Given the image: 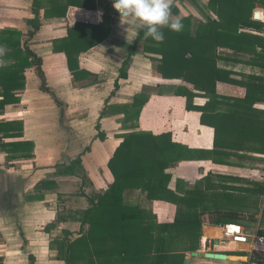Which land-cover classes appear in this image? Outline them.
<instances>
[{
  "label": "crops",
  "instance_id": "crops-1",
  "mask_svg": "<svg viewBox=\"0 0 264 264\" xmlns=\"http://www.w3.org/2000/svg\"><path fill=\"white\" fill-rule=\"evenodd\" d=\"M208 1L173 0L179 13L171 10L172 16L218 20L207 7ZM40 7L36 8L33 0H0V37L6 29L20 32L21 46L30 53V64L23 71L24 86L13 90L1 107L0 264H66L58 258L57 242L64 231H73L79 212L89 206L83 197L88 205L70 210L71 199L76 197L68 191L72 179L81 177L90 165L92 172L95 168V182L110 176L98 193L113 182L107 162L129 130L124 115L114 106L132 102L138 93L148 96L138 122L145 107L165 104V117H173L177 127L174 132L169 126L165 131L191 150L189 159L174 160L164 170L171 175L168 188L187 201H149L140 190L128 191L127 197L151 210L158 223L172 222L178 209L183 215H199V238L192 242V250L184 251V260L188 258L190 264H264V244L251 250L248 244L229 242L221 231L223 224L237 223L264 237V4L256 2L250 20L244 18L259 24L240 27L217 47V67L228 75L216 81L214 94L193 97L189 110L184 96L162 89L191 85L163 79L157 72L159 55L143 51V45L131 37L133 28L126 30L115 9L110 36L77 56V74L60 43L75 21L97 23L102 10L70 6L64 16H44L47 0H42ZM32 20L39 25L37 30ZM131 49L127 77L120 78V67ZM9 52L6 46L0 66L14 63V57L5 56ZM151 84L156 89H143ZM94 100H103L93 117L105 134L103 140L97 137L98 130L89 135L84 132L89 103ZM146 130L154 131L151 127ZM79 154L75 176L61 174L59 169L70 166ZM49 178L56 182L53 189L35 191L40 180ZM59 229L63 236L54 238ZM68 239H72L70 235ZM201 250L224 253L227 258L190 255Z\"/></svg>",
  "mask_w": 264,
  "mask_h": 264
},
{
  "label": "trees",
  "instance_id": "trees-1",
  "mask_svg": "<svg viewBox=\"0 0 264 264\" xmlns=\"http://www.w3.org/2000/svg\"><path fill=\"white\" fill-rule=\"evenodd\" d=\"M40 1L33 0L36 8L40 7ZM47 2L44 16H64L70 6L102 10V19L97 23L75 21L60 43L64 47L71 70L78 74V67L74 66V62L77 64V56L111 34L114 18L112 1ZM256 2L264 4V0H209L207 7L217 15L218 20L209 18L201 22L193 20L191 16H180L183 29L176 32L165 26L162 29L165 36L162 43L151 37L145 38L144 30L136 37V43L143 41L145 53L159 55L157 72L163 79L181 80L191 85L189 88L184 85L171 86L168 91L173 95L184 96L186 109H192L191 102L196 95L214 94L216 81L223 79L225 74L228 75V72L217 67L216 61L220 57L217 47L225 38L238 32L240 27L259 24L249 21ZM171 10L179 13L174 3ZM245 17L249 20H245ZM30 23L37 30L39 25L36 21L32 20ZM19 38L20 32L8 29L2 31L0 37V43L11 51L5 56L15 59L9 67L0 66V96L3 97L0 99V109L13 90L24 86L23 71L30 64V53L22 48ZM132 49L120 67V78L127 77ZM227 78L226 76L225 79ZM114 85L117 89L118 82ZM147 99L148 96L144 93H138L132 102L114 106L124 115L125 128L129 130L107 162L113 182L103 192L87 196L89 206L79 212V233L70 240L68 235L71 233L64 231V237L60 241L56 239L58 258L63 259L66 264H183L184 251L192 250V242L199 238V215H183L178 209L172 222L158 223L151 210L133 204L127 197L128 191L140 190L146 193L149 201L160 200L175 204L187 201V198L176 196L168 188L171 175L164 174V170L174 160L189 159L191 150L176 142L170 131L154 133L139 128L138 120ZM96 127L99 129V125ZM97 137L103 140L105 134L99 131ZM80 160L81 154L70 166L64 165L59 172L75 176L74 165L80 163ZM78 178L83 179L82 176ZM55 186V180L49 178L40 180L34 189L38 192ZM182 238L185 239L183 248L180 247Z\"/></svg>",
  "mask_w": 264,
  "mask_h": 264
},
{
  "label": "rangeland",
  "instance_id": "rangeland-1",
  "mask_svg": "<svg viewBox=\"0 0 264 264\" xmlns=\"http://www.w3.org/2000/svg\"><path fill=\"white\" fill-rule=\"evenodd\" d=\"M42 1V0H41ZM40 1V2H41ZM109 1H112V0H109ZM44 6V5H43ZM31 10L33 9V5L31 4ZM42 7V6H41ZM40 7V8H41ZM102 12V11H101ZM117 12V11H116ZM138 44H140L141 46L143 45V41H141L140 43L138 42ZM141 49V48H139ZM150 59H153L152 57H149ZM159 58V57H158ZM148 60V58H147ZM146 60V61H147ZM154 61H156V59H153ZM149 62V61H148ZM152 62V60H151ZM105 79L106 77L108 76H105ZM109 79V78H107ZM112 79V77H111ZM110 79V80H111ZM153 84V83H152ZM146 85V86H143V89L146 90V91H151L153 89H156L154 87V85ZM170 88L171 86H166L164 87V89H162L163 91H170ZM114 89V88H113ZM156 91V90H154ZM153 92V91H152ZM116 93V92H115ZM107 94V93H106ZM114 94V92H113ZM99 100V99H98ZM104 100V98H103ZM102 100V101H103ZM101 101V102H102ZM101 102H96L95 100L93 101V103H89V113L87 114V111L85 112V114H87L89 117H87L86 119V116L83 118V119H86L87 120V124L84 126V132H87L88 135L92 132H94V134L96 133V130L99 131V129L96 127V124H99V121L96 119H94L93 117L95 116V113H96V110L97 108L101 105ZM104 104V103H103ZM165 104H156L155 107H145L144 111L145 113L143 114V119L142 121H139L138 122V126L139 128L141 129H146V128H149L151 127L152 130H154L153 132H162V131H165L167 129V127L169 126L170 129L172 130V132L175 131V129L177 128L176 127V123H175V119L173 117H171L170 119H168L167 117H165L164 113H165ZM151 110H153V112H150ZM169 123V124H168ZM100 126V125H99ZM85 161V160H84ZM7 162H4L3 165H4V170H7L8 169V164H5ZM88 166V170L86 172H83L82 173V178H73L72 179V182L73 183L70 188L68 189L69 191V194H71V196H76L73 199H71V203L73 201L72 204L69 205V207H71L72 211H77L78 209L80 210V208H82V206L84 205V207L86 206L87 204V199H83V197H87V196H90V195H96L101 189H103L109 182V177L108 179L105 178L103 176H101V178H103V180H101V182L98 180V181H94L92 179V177H94L95 175V168H93V172L91 171V166L90 165H87ZM99 171V170H98ZM98 174V173H97ZM75 179V180H74ZM74 180V181H73ZM80 182H81V187H79L80 185ZM103 187H101V185ZM106 184V185H104ZM86 194V195H85ZM85 195V196H84ZM81 196V197H80ZM77 197H79V199H76ZM54 203H58L56 200H54ZM89 203V201H88ZM66 204V202H65ZM68 205V204H67ZM88 205V204H87ZM83 207V208H84ZM74 208V209H73ZM76 209V210H75ZM66 213V212H65ZM76 214V213H75ZM77 215H74V217H76ZM79 217V216H78ZM73 219V218H72ZM76 221V219H75ZM78 226H80V223L77 221L75 222L73 225H72V228H73V231H71V234H70V238H74L78 233H79V230H78ZM62 229H59V231L57 233H55L56 235H54V238L56 237H62L63 236V232H61ZM185 240L184 238H182V240H180V247L183 248L184 246V241ZM195 240V239H194ZM193 241V240H192ZM186 244H188L187 240H186ZM57 254V253H56Z\"/></svg>",
  "mask_w": 264,
  "mask_h": 264
},
{
  "label": "clouds",
  "instance_id": "clouds-1",
  "mask_svg": "<svg viewBox=\"0 0 264 264\" xmlns=\"http://www.w3.org/2000/svg\"><path fill=\"white\" fill-rule=\"evenodd\" d=\"M114 9L123 18L126 30L133 28L131 37L134 40L144 30V37H151L156 42L165 39L162 29L180 32L184 25L181 17L172 16L173 0H112ZM6 46L0 44V56L4 55Z\"/></svg>",
  "mask_w": 264,
  "mask_h": 264
},
{
  "label": "built area",
  "instance_id": "built-area-1",
  "mask_svg": "<svg viewBox=\"0 0 264 264\" xmlns=\"http://www.w3.org/2000/svg\"><path fill=\"white\" fill-rule=\"evenodd\" d=\"M3 115L0 109V122ZM262 184L264 186V164L262 166ZM221 231L226 240L229 242L248 244L251 250L255 249L258 245L264 244V237L258 234L247 232L243 226L237 223H225L221 226Z\"/></svg>",
  "mask_w": 264,
  "mask_h": 264
},
{
  "label": "water",
  "instance_id": "water-1",
  "mask_svg": "<svg viewBox=\"0 0 264 264\" xmlns=\"http://www.w3.org/2000/svg\"><path fill=\"white\" fill-rule=\"evenodd\" d=\"M206 245V244H205ZM191 256H199V257H205V258H211V259H219L224 260L227 258V255L224 253H217V252H208V251H192L190 253ZM183 264H190V260L186 258L183 261Z\"/></svg>",
  "mask_w": 264,
  "mask_h": 264
},
{
  "label": "bare ground",
  "instance_id": "bare-ground-1",
  "mask_svg": "<svg viewBox=\"0 0 264 264\" xmlns=\"http://www.w3.org/2000/svg\"><path fill=\"white\" fill-rule=\"evenodd\" d=\"M221 236V235H220Z\"/></svg>",
  "mask_w": 264,
  "mask_h": 264
}]
</instances>
